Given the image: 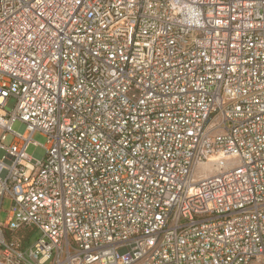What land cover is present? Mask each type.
<instances>
[{
    "label": "built area",
    "instance_id": "1",
    "mask_svg": "<svg viewBox=\"0 0 264 264\" xmlns=\"http://www.w3.org/2000/svg\"><path fill=\"white\" fill-rule=\"evenodd\" d=\"M3 211L0 264H264V0H0Z\"/></svg>",
    "mask_w": 264,
    "mask_h": 264
},
{
    "label": "rangeland",
    "instance_id": "2",
    "mask_svg": "<svg viewBox=\"0 0 264 264\" xmlns=\"http://www.w3.org/2000/svg\"><path fill=\"white\" fill-rule=\"evenodd\" d=\"M13 105H14V98L13 97H9L7 99V103H6L5 109L7 111H11ZM11 128L14 131H19L20 128H21V122L16 120L15 122H13ZM32 140L37 142V143H39V144H41V145L45 144V137L39 131H36V132L33 133ZM35 151H36L35 145L30 144L27 147V153L29 155H32ZM235 163H236L235 159H231V160L228 161V164H235ZM216 172L217 171H215L214 166L211 165V164L201 165V166L197 167L195 176L196 177H198L199 175L211 176V175L215 174ZM9 205H10L9 201L5 200V202H4L3 206H2V209L3 210H8L9 209ZM5 216H6V212L3 211L1 213V215H0V221H3L5 219ZM39 236H40V233L37 230L32 231L29 234L28 240L25 242V248H29L31 245H33L35 243V241L37 240V237H39Z\"/></svg>",
    "mask_w": 264,
    "mask_h": 264
}]
</instances>
